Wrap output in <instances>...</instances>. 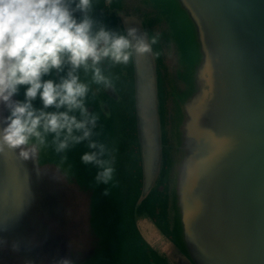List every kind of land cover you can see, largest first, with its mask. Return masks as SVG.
Returning <instances> with one entry per match:
<instances>
[{
  "label": "water",
  "instance_id": "obj_1",
  "mask_svg": "<svg viewBox=\"0 0 264 264\" xmlns=\"http://www.w3.org/2000/svg\"><path fill=\"white\" fill-rule=\"evenodd\" d=\"M176 2L194 26L199 60L188 79L177 69L176 86L170 85L179 123L174 153L166 151L174 174V187L169 181L166 186L174 199L168 227L177 235L183 264H264V0ZM127 18L142 35V19ZM132 63L141 203L159 178L164 146L156 62L134 54ZM94 113L109 146L104 130L111 111L105 118ZM7 115L0 104V120ZM57 160L51 147L26 161L18 150L0 152V264H52L62 257L85 264L75 253L86 251L89 262L98 248L93 191L75 174L76 184H60L54 176L57 184L50 185ZM58 204L69 205L64 210L75 224L63 221ZM69 237L80 247L69 246Z\"/></svg>",
  "mask_w": 264,
  "mask_h": 264
},
{
  "label": "clouds",
  "instance_id": "obj_2",
  "mask_svg": "<svg viewBox=\"0 0 264 264\" xmlns=\"http://www.w3.org/2000/svg\"><path fill=\"white\" fill-rule=\"evenodd\" d=\"M94 8V0H0V104L8 111L0 120V152L18 150L26 161L42 149L51 147L59 155L86 141L90 151L81 162L97 168L96 183L107 185L114 178L115 158L93 139L99 135L94 132L99 116L87 111L86 100L100 88L114 87L105 65L126 66L134 54L159 57L153 45L161 34L110 29L94 18ZM53 73L57 79H44ZM92 85L98 86L95 92ZM21 87L24 99L14 100ZM37 99L39 108L33 103ZM52 264L74 261L62 257Z\"/></svg>",
  "mask_w": 264,
  "mask_h": 264
},
{
  "label": "rangeland",
  "instance_id": "obj_3",
  "mask_svg": "<svg viewBox=\"0 0 264 264\" xmlns=\"http://www.w3.org/2000/svg\"><path fill=\"white\" fill-rule=\"evenodd\" d=\"M94 6V18L101 20L110 29L122 30L118 23V17L114 15L117 12L124 17L130 16L142 19L145 32L149 36L156 32L161 34L158 44L153 45V51L160 53L159 57L154 58V60L157 65L156 77L160 98L162 145L164 146L162 169L153 189L141 203H137L141 190V167L138 160L135 134V98L131 78L133 67L131 60L126 66L117 65L109 68L105 65V74L110 75L113 79L114 89L100 88L95 96L90 93L86 100L87 111L90 108L89 112H94V109L98 110L99 107L102 109L104 100L110 106L107 109H110L111 115L107 117V128L104 130L106 138H110L109 146L108 141L97 130L98 128H95L94 132L99 133V135L93 136V139L104 143L115 158L113 181L107 185L97 184L95 176L98 169L91 164L84 165L81 162L80 157L82 154L90 151L85 141L71 147L68 150L70 155H65L67 158L63 161L61 160L63 154L58 155L53 151V156L59 158V160H57L58 163H53L57 167L54 175L51 172L49 175L47 174L49 183L50 185L57 184L54 180L55 176L60 184H72L73 182L76 184L71 178L75 174L82 185L85 186L84 188L93 191V205L91 204L93 210L92 217H90L94 230L100 238L98 240L99 246L93 250L89 262L85 257L86 251H77L75 256L77 255L76 258L80 259L79 263L86 260L85 264H165L154 252V248L150 246V237L153 238L154 233L143 220L146 218L145 220L155 225L156 230L179 244L176 233H172L168 227V218L171 217L170 210L173 207L170 204L174 203L172 193L174 174L170 162L167 161L166 151L168 154L169 152L170 154L174 153L173 144L177 141V125L179 123V111L172 99V93H175L173 89L171 90L170 85L172 84L171 87L176 86L177 69L181 71L182 78L188 79L193 66L199 60L195 29L185 12L178 6L176 0H112L110 5L106 3V0H94ZM76 16L79 17V13H76ZM121 69L129 71V76L121 75ZM49 78L57 79L58 77L55 73L44 77V79ZM81 79H86L83 73H81ZM91 87L95 92L98 86L92 85ZM109 91L119 95L120 100L114 101L115 103L110 100L109 95H107ZM23 93L24 87H21L22 100L24 99ZM104 96H106L105 99ZM33 103L34 107H41L39 99ZM99 124L98 122L97 125ZM69 177L73 181H69ZM167 181L172 186L170 193H168L169 190L167 191ZM60 187H54L55 190L51 193L56 195ZM105 190L108 192L107 195H103ZM68 191L71 195V190ZM74 191L77 192L76 189ZM81 196H84L85 199L83 200L89 198L88 193ZM53 197L56 199L55 196ZM58 205L62 206L60 216L63 221L75 224L69 220L68 211L64 210L69 205ZM116 206H118V214L116 213ZM135 207L139 209L136 210ZM132 208L137 212H134ZM89 212L91 213V209H89ZM79 214L80 211L74 213L75 221L79 220ZM174 215L177 219L176 212ZM79 224L82 228L83 223H81V220H79ZM90 225L91 222L87 225V231ZM173 226L177 230L176 224H173ZM69 238L71 240L68 245L71 246L75 241L73 237ZM75 243V246L80 247L81 242L79 240L76 239ZM169 253L172 258L177 254V251H169Z\"/></svg>",
  "mask_w": 264,
  "mask_h": 264
},
{
  "label": "flooded vegetation",
  "instance_id": "obj_4",
  "mask_svg": "<svg viewBox=\"0 0 264 264\" xmlns=\"http://www.w3.org/2000/svg\"><path fill=\"white\" fill-rule=\"evenodd\" d=\"M114 15H116V17H118V23H119L120 28H122V30H126V28H130L132 26V21L129 18L124 17L122 14L120 15L117 12H115ZM125 20H127L128 23H125ZM121 75L128 77L129 71H125V69L123 71L121 69ZM131 78L133 79L132 74H131ZM114 94L115 93H112L109 91L107 95H109L110 100H112L113 102L120 100V97L118 95L115 96ZM103 98L105 99L106 96H104ZM107 104L108 103H106V100H104V104L102 105L103 108L101 109L99 107V105H98L99 108H97L98 110H100V114L103 118H105L106 114H109L108 109H107L108 108ZM89 110H90V108L88 109V111ZM137 208L138 207H135L136 210L139 209V208L138 209ZM136 210H134V212H137ZM145 219L146 218H144L143 222L147 223L151 227V229L153 230V233H154L153 238L150 237V242H151L150 246L154 248V252L160 257V259L165 264H183V254H182V250H181V247L179 246V244L175 241H172L169 237L164 236L163 233H160V231L155 229L156 227L152 222H148ZM169 251L170 252L177 251V254L172 256V258H171Z\"/></svg>",
  "mask_w": 264,
  "mask_h": 264
},
{
  "label": "trees",
  "instance_id": "obj_5",
  "mask_svg": "<svg viewBox=\"0 0 264 264\" xmlns=\"http://www.w3.org/2000/svg\"><path fill=\"white\" fill-rule=\"evenodd\" d=\"M132 210H133V208H132Z\"/></svg>",
  "mask_w": 264,
  "mask_h": 264
}]
</instances>
